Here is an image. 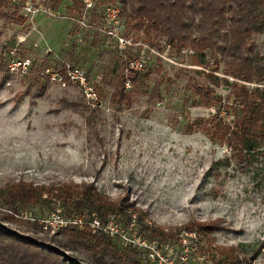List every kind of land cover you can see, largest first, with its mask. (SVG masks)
<instances>
[{
	"label": "rangeland",
	"instance_id": "374dc122",
	"mask_svg": "<svg viewBox=\"0 0 264 264\" xmlns=\"http://www.w3.org/2000/svg\"><path fill=\"white\" fill-rule=\"evenodd\" d=\"M91 3L0 4V188L20 181L46 188L91 183L162 230L167 237L156 240L172 264L182 263L185 233H195L188 243L196 248L184 264H214L213 247H233L242 263L264 264V148L238 167L225 145L190 130L214 111L194 93V85L205 84L201 72L214 67L211 55L177 52L156 32L128 23L113 0ZM250 40L264 64V29ZM135 59L143 68L127 69ZM223 68L219 63L216 75L232 81ZM122 79L129 100L116 90ZM214 92L231 99L222 83ZM56 212L70 220L101 218L68 215L57 202L23 207L19 215L0 207V241L14 233L80 264H99L102 248L70 246ZM109 218L146 238L135 215L129 224L122 212ZM197 223L216 227L206 232L210 245L196 232L182 233ZM124 248L151 264L143 250L115 241L110 250Z\"/></svg>",
	"mask_w": 264,
	"mask_h": 264
},
{
	"label": "trees",
	"instance_id": "16d2710c",
	"mask_svg": "<svg viewBox=\"0 0 264 264\" xmlns=\"http://www.w3.org/2000/svg\"><path fill=\"white\" fill-rule=\"evenodd\" d=\"M113 1L121 6L128 23H133L137 29L156 32L177 52L189 49L199 57L205 56V52L211 55L214 67L201 72L205 84L194 85V93L203 100L202 105L210 106L214 111L205 119L194 120L190 130L201 131L220 145H225L229 151L228 158H232L238 167L246 166L257 151L264 148V64L254 54L250 40L252 34L264 29V0ZM219 63L224 66L222 74L232 81L216 75ZM221 83L228 87L229 101L223 102L222 97L214 92V87ZM124 84V79L118 81L116 90L129 100L123 91ZM53 202L59 203L68 215L97 212L101 219H105L122 212L127 224L135 215L144 237L157 240L167 237L162 230L146 224L131 206L111 201L91 183L46 188L20 181L0 188V207L10 210L13 215L21 214V209L26 206H50ZM70 226L75 225L59 228L68 227V244L84 249L100 246L99 264H142L132 252H125L126 248L120 252L111 251L114 241L109 237L93 233L88 227L80 231ZM212 226L197 223L185 227L183 230L186 231L182 233L196 232L199 240L203 239L210 245L211 238L206 232L216 231ZM210 250L218 257L214 264H246L234 253L233 247H213ZM67 262L80 264L55 248L44 247L14 233L8 242L0 241V264Z\"/></svg>",
	"mask_w": 264,
	"mask_h": 264
},
{
	"label": "built area",
	"instance_id": "2783aa9c",
	"mask_svg": "<svg viewBox=\"0 0 264 264\" xmlns=\"http://www.w3.org/2000/svg\"><path fill=\"white\" fill-rule=\"evenodd\" d=\"M92 0H85L87 6L92 5ZM143 60H132L127 64V69L129 70H141L144 65ZM77 71V70H75ZM54 218L56 224L59 226H65L68 224H75L78 226L88 225L89 228L97 234H103L117 244H121L124 247H132L135 249H140L145 251V257L147 261L151 264H172V261L169 257L165 256L162 252V249L159 247L156 239H146L139 235L136 229H133V232L130 234L127 230L122 228L116 220L113 218L101 220L95 213L90 214L89 219L82 220L81 218H76L73 220L64 218L59 212L54 213ZM134 221V220H133ZM133 223V222H132ZM64 224V225H63ZM182 236V243L185 245L184 247V256L181 257L182 263L187 260V256L191 250H194L196 246H193V243L189 245L188 242H193L196 240L195 233H185Z\"/></svg>",
	"mask_w": 264,
	"mask_h": 264
}]
</instances>
